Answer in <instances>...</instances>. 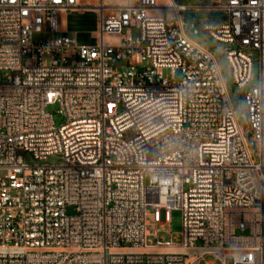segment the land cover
<instances>
[{"label": "built area", "instance_id": "built-area-1", "mask_svg": "<svg viewBox=\"0 0 264 264\" xmlns=\"http://www.w3.org/2000/svg\"><path fill=\"white\" fill-rule=\"evenodd\" d=\"M196 1L100 0L85 46L77 0H0V264H264V0ZM186 12L229 45L246 127Z\"/></svg>", "mask_w": 264, "mask_h": 264}, {"label": "rangeland", "instance_id": "rangeland-1", "mask_svg": "<svg viewBox=\"0 0 264 264\" xmlns=\"http://www.w3.org/2000/svg\"><path fill=\"white\" fill-rule=\"evenodd\" d=\"M176 2L180 5H196V4L201 3L200 1H196V0H176ZM220 14L221 13H217V14L198 13V17L200 19H204L206 16H209L210 22H213L217 20V17H219ZM66 18L69 21L70 29L72 31L73 30L80 31L79 40L81 43L86 44V45L95 44L96 39L94 38V35L98 29L97 13L84 12L81 15H78L76 13L75 14L70 13V15L66 16ZM133 33H134V36L139 35V31L137 30H134ZM191 36L194 39H196L199 43L207 46L214 52L222 68L223 77L225 79L227 89L235 103L236 109L240 117L241 124L244 127H246L247 126V121L245 118L246 105H245L244 100L241 99V95L244 93L245 88L238 86L233 80L232 69L225 55V49L228 48L229 45L227 43L216 40L209 34H205L203 39L196 37L195 34H191ZM45 37L46 35L44 34H37L35 35L34 38L36 40H40V39H44ZM165 75L169 76L168 71H165ZM259 76H260V68H259L258 61H256L255 66H254L255 79L251 85L259 83ZM3 77L6 78L7 73H4ZM56 109H57L56 106L49 108V110L54 113L56 125L59 126L63 123V117L59 115L58 113H56ZM131 136H132L131 133L127 134V137H131ZM26 161L30 164H43V163L53 164V163H57L59 161V158L56 156H53V157H49L48 160L46 161H41V160L34 159V157L28 153L26 154ZM69 212L73 213L74 211L72 208H70ZM171 216H172L171 221H167L165 211L164 210L161 211V221L157 226V228L160 230L159 236L162 239L170 240L171 235L168 231H171L174 242L180 243L182 241V235H181L182 233V211L180 209L174 210ZM149 220L151 221V225L148 227L149 233H150L148 238L150 242L154 243L156 242V234H155L156 228L152 225L154 224V221L151 218H149ZM239 233H242V232H239ZM244 233H247V232H244ZM212 259H213L212 256L207 257L208 261ZM204 263L205 262H202L201 264H204ZM228 264H231V262H229Z\"/></svg>", "mask_w": 264, "mask_h": 264}, {"label": "crops", "instance_id": "crops-1", "mask_svg": "<svg viewBox=\"0 0 264 264\" xmlns=\"http://www.w3.org/2000/svg\"><path fill=\"white\" fill-rule=\"evenodd\" d=\"M77 1H78V4L81 6V8L78 9V10L64 12L62 14V24H63V27H64V30H65L66 34L74 36L80 45L90 46V45H93V44L86 45V44H83V43L80 42V40H79L80 39L79 38L80 31L79 30H73L72 31L70 29L69 21L66 18V16L70 15V13H74V14L76 13L78 15H81L84 12L96 13L94 11L93 7L96 6L100 2V0H77Z\"/></svg>", "mask_w": 264, "mask_h": 264}, {"label": "water", "instance_id": "water-1", "mask_svg": "<svg viewBox=\"0 0 264 264\" xmlns=\"http://www.w3.org/2000/svg\"><path fill=\"white\" fill-rule=\"evenodd\" d=\"M186 16H189V17H190V21H189V23H190V25H191V32H192L193 34H195L196 37H198V38H200V39H203V38H204V34L196 29V23H195V21H194V19L196 18V15H195L194 13L186 12V13H185V17H186ZM245 118H246V121H247V116H246V114H245ZM248 136H249V138H251V137H252V134L249 132ZM252 144H253V148L256 150V149H257L256 141H252Z\"/></svg>", "mask_w": 264, "mask_h": 264}, {"label": "bare ground", "instance_id": "bare-ground-1", "mask_svg": "<svg viewBox=\"0 0 264 264\" xmlns=\"http://www.w3.org/2000/svg\"><path fill=\"white\" fill-rule=\"evenodd\" d=\"M170 250H173V251H182V249H179V248H172ZM185 251V250H184Z\"/></svg>", "mask_w": 264, "mask_h": 264}]
</instances>
